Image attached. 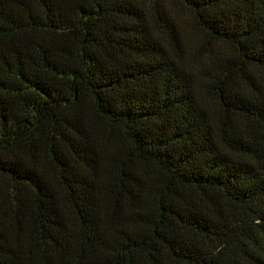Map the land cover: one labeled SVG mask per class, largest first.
Masks as SVG:
<instances>
[{"label": "trees", "instance_id": "obj_1", "mask_svg": "<svg viewBox=\"0 0 264 264\" xmlns=\"http://www.w3.org/2000/svg\"><path fill=\"white\" fill-rule=\"evenodd\" d=\"M0 264H264V0H0Z\"/></svg>", "mask_w": 264, "mask_h": 264}]
</instances>
